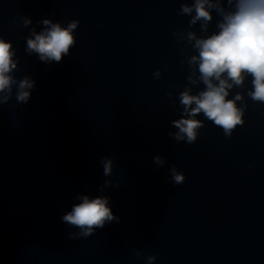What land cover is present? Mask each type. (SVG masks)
Masks as SVG:
<instances>
[{
    "label": "water",
    "instance_id": "95a60500",
    "mask_svg": "<svg viewBox=\"0 0 264 264\" xmlns=\"http://www.w3.org/2000/svg\"><path fill=\"white\" fill-rule=\"evenodd\" d=\"M193 2L0 0L13 75L35 81L26 103L15 86L0 103V264H148L149 256L151 264H264V103L247 96L251 77L230 90L228 99L240 92L247 104L231 137L203 114L195 143L169 136L180 93L204 88L187 79L186 59L198 53L186 33L210 35L221 19L212 10L207 32L200 22L190 27L179 10ZM22 17L32 24L23 27ZM44 19L79 21L60 63L25 51ZM103 158L114 162L111 176ZM172 165L183 184L169 182ZM105 180L112 186L101 192ZM80 195L109 197L119 223L70 239L79 229L61 217Z\"/></svg>",
    "mask_w": 264,
    "mask_h": 264
},
{
    "label": "clouds",
    "instance_id": "9594fccd",
    "mask_svg": "<svg viewBox=\"0 0 264 264\" xmlns=\"http://www.w3.org/2000/svg\"><path fill=\"white\" fill-rule=\"evenodd\" d=\"M227 10L220 0H194L189 5L183 4L180 14L191 17L189 26L200 22L201 30L207 32L208 26L213 19L214 10L221 19L217 22L218 31L210 35L197 37L192 31L186 33V40L198 54L186 59L191 68V74L187 77L192 85L202 83L204 88L197 94L186 87L179 95V103L182 106L180 119L173 120L172 126L178 129L175 133H169L176 141H187L193 144L197 140L198 130L204 126V122L197 119L203 116L223 129L225 137H231L237 126L244 124V114L247 104L242 93L228 99L230 90L243 88L245 80L251 77V89L247 96L253 102L264 103V0H227ZM194 13V14H193ZM23 27L32 24L29 17H22ZM44 28L37 32L32 29L26 38L25 51L36 54L40 61L45 63H60L64 56L70 54V49L76 44L73 35L79 25L78 20H71L67 27L61 23L44 19ZM178 39L183 33H174ZM16 52L11 41L0 37V103H6L13 95L15 86V99L20 103H26L31 95V89L35 81L25 75L17 78L13 70H17L18 60L14 57ZM159 70L153 73L154 79H159ZM170 95V94H169ZM242 102L243 106H238ZM157 166H163L166 160L157 155L154 158ZM103 175L111 176L114 162L112 159L103 158ZM171 178L169 182L181 185L185 181L183 172L178 171L175 165L170 167ZM112 186L110 180H105L101 186ZM80 201L72 206L71 210L64 214L62 222L68 226L78 228L79 232L69 234V238L89 237L97 229H102L106 223L120 218L113 214L109 206V197L104 195L90 198L88 195L77 197ZM139 256V253H137ZM155 259L148 257V264Z\"/></svg>",
    "mask_w": 264,
    "mask_h": 264
}]
</instances>
